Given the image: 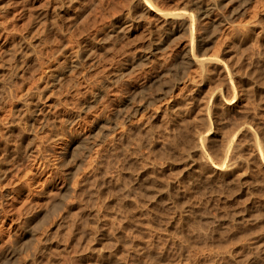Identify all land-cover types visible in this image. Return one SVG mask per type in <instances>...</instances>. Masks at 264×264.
Wrapping results in <instances>:
<instances>
[{"label": "rangeland", "instance_id": "1", "mask_svg": "<svg viewBox=\"0 0 264 264\" xmlns=\"http://www.w3.org/2000/svg\"><path fill=\"white\" fill-rule=\"evenodd\" d=\"M150 1L196 17V0ZM146 2L0 0V263L264 264V0L215 11L203 57L230 82L211 88L197 67L176 79L180 38L141 61L162 26ZM216 90L237 108L207 113Z\"/></svg>", "mask_w": 264, "mask_h": 264}, {"label": "bare ground", "instance_id": "2", "mask_svg": "<svg viewBox=\"0 0 264 264\" xmlns=\"http://www.w3.org/2000/svg\"><path fill=\"white\" fill-rule=\"evenodd\" d=\"M250 0H196L195 7H196V17L191 15L188 12L181 11L177 13H163L160 9H157L158 11H155V7L151 3L150 0H147L145 5V12L147 14L151 13L152 11H155L157 15H159L160 20L162 21V26L159 27L158 36H154V39L152 42L149 43L147 48L142 54L141 61H147L150 59V57L154 54L164 53L167 49H169L176 40V38H180L183 40L182 50L180 53V61L182 63V70L179 71V74H176V79H181L185 76L186 70H190L194 67H197L200 72V82L204 84V86H210V81L213 73H219L225 81H227V84L230 82V71L228 68L222 64L221 61H210L207 58H204V52L207 51L209 44L212 42L213 39V32L218 30V28L225 26V21H228L225 19V17H219L213 19L215 17V11L218 7L222 5H227L226 3L232 2L236 5L231 6L229 10V18L234 19L241 14H243L244 7L247 5V3ZM146 16L145 14L143 15ZM141 16V17H143ZM133 19H125L124 22L121 23L119 26V30H127L132 25ZM202 27V29L205 30V34L202 33L197 37V40L195 41V32H196V26L197 24ZM264 30V27H263ZM78 63L75 64V62L71 65V67H76ZM59 75H57V78ZM256 77L254 76V81ZM211 88V86H210ZM171 92V87H167L163 89L160 92V95L157 99H161L169 95ZM255 93V89H254ZM234 99L237 98V92L234 91L233 93ZM217 101L224 109L228 111H233L237 108V104H235L236 100H223L222 95L219 91H212L209 94H207L205 97L201 98V103L204 105V109L207 113H211L214 106H211L209 101ZM150 102L149 104H151ZM178 121V120H176ZM107 124H102L99 126V130H102L106 127ZM25 133L24 141L27 143L28 140V131L26 129H23ZM250 132V130H248ZM102 137L105 138L108 135V132L101 131ZM212 133V128L208 130L207 136ZM216 135V133H215ZM253 138L254 136L251 135ZM200 140H203L202 138ZM200 140L196 143V147L199 151L200 155H204V145L205 142L203 140V143H200ZM253 145L255 143L256 148H258V152L260 153L261 145L258 143V141L255 139L253 140ZM83 147L82 143L77 142L72 143L71 146L68 148L66 152L63 154L64 163L70 162L72 157H74L77 152ZM234 148L233 142L229 143V149ZM260 149V150H259ZM262 152V151H261ZM261 156L263 157V154L261 153ZM224 167V165H222ZM222 167V168H223ZM218 170H222L221 167H217ZM72 174V172H71ZM152 187L155 188L156 185L152 184ZM62 190L65 193H71L70 187H61ZM24 247V244L22 245ZM11 256H15V251L11 252ZM3 264V263H0Z\"/></svg>", "mask_w": 264, "mask_h": 264}]
</instances>
